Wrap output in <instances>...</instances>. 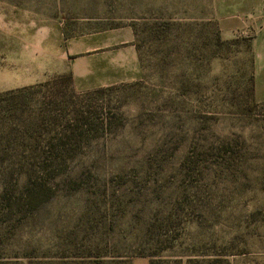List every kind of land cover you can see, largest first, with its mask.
Wrapping results in <instances>:
<instances>
[{"label": "rangeland", "instance_id": "1", "mask_svg": "<svg viewBox=\"0 0 264 264\" xmlns=\"http://www.w3.org/2000/svg\"><path fill=\"white\" fill-rule=\"evenodd\" d=\"M3 65L72 76L0 101V142L54 162L10 254L264 264V0H0ZM79 99L94 111L61 137Z\"/></svg>", "mask_w": 264, "mask_h": 264}, {"label": "trees", "instance_id": "2", "mask_svg": "<svg viewBox=\"0 0 264 264\" xmlns=\"http://www.w3.org/2000/svg\"><path fill=\"white\" fill-rule=\"evenodd\" d=\"M64 82L72 83L71 74H64L59 77L47 79L43 82V85L54 86L57 83L62 84ZM26 87L27 86L0 92V101H3L2 97L21 92L25 90ZM105 91V88L96 89L88 95L102 97ZM60 93L61 92H59V94ZM71 93L76 95L73 90H71ZM92 109L93 106L86 103L83 99L76 100L70 104L65 103V105L62 106V110L71 112L73 118L68 120L60 136L63 137V135H65L64 133L69 130L75 132L77 129L82 128L78 127L79 124H81V126H86L85 119L87 118V114L89 115L94 111ZM100 118L102 124H106V118ZM2 143L4 142H0V178L8 181V178H25L28 183L22 185V191L18 193L10 190L9 186L5 183L0 185V264H35L30 256H20V254L16 253L10 254L6 248V244L9 238L15 235V230L19 227V224L16 225L11 223V221L15 219L14 217L17 215L25 217L28 214L34 213L37 209L36 205L40 202V197L43 193L42 186L35 182L37 173H50L54 162L38 161L33 157L21 154L20 151L14 147L3 145ZM23 258H26V262H23Z\"/></svg>", "mask_w": 264, "mask_h": 264}, {"label": "crops", "instance_id": "3", "mask_svg": "<svg viewBox=\"0 0 264 264\" xmlns=\"http://www.w3.org/2000/svg\"><path fill=\"white\" fill-rule=\"evenodd\" d=\"M47 78H43L42 74L32 79H12L10 73L5 69L4 65L0 66V92L20 88L24 86H30L33 84L41 83L46 81Z\"/></svg>", "mask_w": 264, "mask_h": 264}]
</instances>
